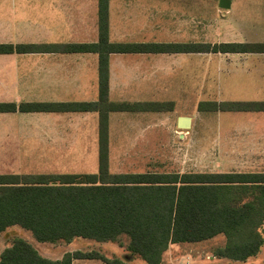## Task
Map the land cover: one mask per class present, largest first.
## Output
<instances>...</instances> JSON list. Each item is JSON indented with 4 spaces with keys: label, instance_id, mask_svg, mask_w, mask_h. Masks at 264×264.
Listing matches in <instances>:
<instances>
[{
    "label": "trees",
    "instance_id": "1",
    "mask_svg": "<svg viewBox=\"0 0 264 264\" xmlns=\"http://www.w3.org/2000/svg\"><path fill=\"white\" fill-rule=\"evenodd\" d=\"M108 0H98V41L90 44L8 45V53H97L98 101L0 103V112H90L99 118L98 173L94 175L0 174V234L10 227L29 231L40 243L74 238L116 242L127 238L126 251L147 264H161L169 244L194 243L216 236L224 245L218 258L245 261L264 243V172L109 174L107 114L110 111H164L171 103H119L107 99L111 53H259L264 44L110 43ZM201 112L264 111V102H200ZM72 259H99L124 264L98 253H66L49 260L25 240L15 238L0 253V264H71Z\"/></svg>",
    "mask_w": 264,
    "mask_h": 264
},
{
    "label": "crops",
    "instance_id": "2",
    "mask_svg": "<svg viewBox=\"0 0 264 264\" xmlns=\"http://www.w3.org/2000/svg\"><path fill=\"white\" fill-rule=\"evenodd\" d=\"M181 1H189L190 4L194 3L195 11L197 9V6H199L200 18L196 19L195 17L189 15L191 14V11L182 12V9L181 11H179V7H182L179 6ZM229 2V8L223 9L226 11L227 15L231 14V11L229 10L231 8V1L229 0ZM263 2L264 0H262L260 3L262 4ZM217 9H219L218 6ZM107 22V36L110 43H204L196 41V28L200 29L201 38L203 32V30L201 31V28H203L202 0L200 3L198 2V0H108ZM237 22V20L233 21V23L235 24ZM239 25L240 28H235L234 26L228 28L232 36V42L225 43L264 44L263 15L260 16L257 21L255 20L250 23H245L243 28H241L240 23ZM28 28H34V30L31 31ZM182 29L184 30L182 31ZM183 32L186 33V36L182 39L181 33ZM28 35H32L33 39L28 41V39H26ZM169 37L174 38V40L176 41L180 40V42H165L164 40ZM158 39L161 41H157ZM97 41L98 0H0V44H8L13 46L28 44H90L96 43ZM202 54L208 53H111L108 55V102L113 104H172V107L169 110L164 111L108 112L107 167L109 174H128L127 172L117 171L119 169L118 166H114V162L130 161L128 159L125 160L121 157H114L112 160V168L114 172L111 173L109 170L111 119L114 114L124 115V113H132L130 121L125 122L133 125L134 113L162 114L171 112L174 108L173 102H115L112 101V98L152 96L153 92L155 91V87H153L151 84H138L137 82L140 80H146V78H151L155 74V72L159 71V69L162 70L164 68L163 66L167 65L168 63L166 62H168L170 59L174 60L180 55H188L197 58L202 56ZM226 54L232 55L234 57H242L240 58L241 62L243 60L246 61L244 70L240 71V73H242L244 83L243 102H264V52ZM28 57H30L31 59H29ZM30 62H32V65L28 67V65L31 64ZM233 67L235 68V66ZM55 96H60L61 98L67 99L56 101H47L52 99H46V101H44L45 99H43ZM31 98H36V101H28V99ZM74 98L90 99H82L81 101H78V99ZM96 101H98L97 53L13 52L8 54H0V103H13L17 107L21 103H88ZM242 113L264 114V111H248ZM28 116L33 117V119L36 121V124H38L36 125L35 131L36 133H38V137L35 136L34 138L29 137L24 139L17 137L18 129L16 126H20L21 124H24L25 126L28 125ZM262 119H264V117L258 116V120L253 119L251 121L245 122L244 126L241 129H238L237 131L233 130V132L230 133L229 137L227 138L228 144H241L243 146H248L247 149H245L246 154L249 155L248 160H264V121ZM26 120L27 122H25ZM161 120L163 124V130L157 131L153 136V140H149L147 143L138 141L141 139L134 140V147L131 149L134 152L135 156L134 171L130 173H163L147 170L146 167H141L142 169L141 171H139L136 168L135 162L144 161L143 158L146 159L147 157H145L144 154L134 150L136 146H139L141 144H158L161 141L157 140L160 138V135L161 137L165 136L168 139L171 135L173 127L179 129L177 126H174L172 119H158L159 122ZM77 122L85 123L89 127L86 131L80 133L78 132V130H76L77 127L75 125ZM50 132L53 136H48V133ZM179 135L182 136L183 134ZM27 144L41 146V152L43 151V145H46L50 146L48 148L49 151H55L56 148L54 146H61L62 150L71 151L70 153H73L80 158H85V156L89 155L90 159H94L97 161L96 173H70L68 175L97 174L99 165L98 113L94 111L21 112L18 109H16L14 112H0V155H7L11 150H16L11 146H20ZM75 145L82 146V148L76 149L77 151L73 152L71 147ZM2 146L10 147L9 149H3ZM27 150L28 149L26 148L25 151L27 152ZM30 151H33V149L30 148ZM0 174L42 175L21 173L19 171H10ZM13 228L20 227H10L5 231ZM4 232H2L0 236ZM27 237H29L28 233ZM27 237L26 235H23L15 236L12 239H9L7 241V243H9L7 245H2V247L0 248V253L5 248L9 247L15 238H21L28 242ZM213 239L220 240V244H218L215 249L220 248L224 245L225 241L222 236H216L208 240L194 243L169 244L163 254L161 264H165L167 262H170L171 264H191V261L193 260H196L197 263L200 264V261L203 259L208 261L209 264H252V261L262 255V249L264 247L263 243L258 254L246 259L245 261H235L226 258H218L214 254H212L211 256H201V242L204 243L205 241H213ZM88 241L97 244H103L104 249H106L104 244H113L114 246L110 245V248L112 250L113 248L115 249L116 246L114 244L115 242H96L94 240L83 238H74L69 242H38L39 246H37V249L36 247H33L29 242L28 243L38 252L40 256L49 260H60L64 254L73 253L76 251H94L99 255L107 258L105 255L95 250L83 251L81 248L86 247V244L89 243ZM84 244L86 246H83ZM125 247L126 245L121 247V249L125 252L124 261L120 259L118 260H120L124 264H132L131 262L134 260L133 257L136 256L130 255L126 251ZM80 260L106 264L99 259H72L71 264H74L75 262ZM134 264L140 263L134 262Z\"/></svg>",
    "mask_w": 264,
    "mask_h": 264
},
{
    "label": "rangeland",
    "instance_id": "3",
    "mask_svg": "<svg viewBox=\"0 0 264 264\" xmlns=\"http://www.w3.org/2000/svg\"><path fill=\"white\" fill-rule=\"evenodd\" d=\"M219 0H202L203 2V28H196V41L204 43H225L232 42V36L228 28H243L245 23L257 21L260 16H264V2L262 0H230L231 11L227 15L223 9H217ZM200 3L201 0H198ZM193 3V2H192ZM179 5V4H178ZM179 7L182 12L191 11V16L199 19V6L195 11V5L189 1H181ZM188 12V13H189ZM237 20L235 24L233 21ZM33 31L34 28H28ZM184 29H182L183 31ZM232 30V29H231ZM195 32V30H194ZM186 33H181V38H185ZM188 36V35H187ZM175 37V36H174ZM30 41L32 35L26 38ZM202 39V41H201ZM161 41V40H157ZM165 42H180L174 38H166ZM240 42V41H239ZM242 42V41H241ZM201 57V58H200ZM194 58L188 55H180L176 59H170L163 69L146 80H140L137 83H147L155 87L152 96H134L124 98H112V101H151V102H173L174 108L171 112L162 114L156 113H134V124L131 125L125 121H130L132 113L114 114L111 119V142L109 145V170L113 173L112 160L114 157L128 159L130 161H115L114 166H118L117 171L130 173L134 171V140L141 139L143 143L153 140L154 134L163 130L162 120L170 118L174 126L180 117L191 118V127L189 130H179L172 128L170 137L165 136L157 139L161 140L158 144H141L134 148L147 157L144 161L135 162L136 168L141 171V167L156 172L171 173H221V172H264V160H248L249 155L245 149L248 146L228 144V137L233 130L237 131L244 126V123L253 119L258 120V116L264 117L261 113H242V112H199L197 104L201 101H243L244 83L240 71L244 70L246 61H240L237 56L227 54H202ZM31 59L30 57H28ZM33 59V58H32ZM28 65L30 67L32 65ZM235 66V68L233 67ZM241 74V75H240ZM52 99L47 101L64 100L60 96L43 98ZM69 99V98H68ZM81 101L90 98H74ZM36 101V98L28 99ZM160 115V116H159ZM126 116V117H123ZM160 117V118H159ZM28 125L21 124L16 126L18 129L17 137L34 138L36 133V121L33 117H27ZM10 120V119H8ZM264 121V119H262ZM24 122V121H23ZM75 124V123H74ZM73 124V125H74ZM25 126V127H24ZM78 132H84L89 126L85 123L77 122L75 125ZM162 126V127H160ZM171 126V125H170ZM26 129V131H25ZM50 131V130H47ZM179 134H183L182 136ZM48 136H53L48 133ZM38 137V136H37ZM10 146H2L3 149H9ZM13 149L7 155H0V173L21 172L29 174H70V173H96L97 161L90 159L89 155L85 158L70 153L71 151L62 150L61 146H54L56 150L49 151L50 146H41L27 144L20 146H11ZM71 147V146H70ZM28 149L27 152L25 149ZM30 148L33 151H30ZM69 148V147H67ZM73 152L82 146L71 147ZM47 149V150H46ZM75 149V150H74ZM6 159V160H5ZM133 159V160H131ZM9 161V162H8ZM27 233L29 237H27ZM6 234V236H5ZM25 236L27 241L33 246H39L30 232L20 228H13L5 231L0 236V248L7 245V241L15 236ZM87 241V240H86ZM81 249L83 251L95 250L105 255L108 259H120L124 261L125 252L121 249L127 243L126 237L120 239L114 244L115 249L110 248L113 244H97L88 241ZM74 244V243H73ZM72 244V245H73ZM220 244L219 239L213 241L201 242V256L214 254L215 248ZM70 245V246H72ZM82 245V244H79ZM78 245V246H79ZM194 245V244H191ZM120 248H118V247ZM264 247L262 255L252 261V264H264ZM131 262L146 264L139 257H133ZM74 264H103L80 260ZM165 264H171L167 262ZM191 264H198L196 260ZM200 264H209L206 260H201ZM243 264V263H236Z\"/></svg>",
    "mask_w": 264,
    "mask_h": 264
},
{
    "label": "water",
    "instance_id": "4",
    "mask_svg": "<svg viewBox=\"0 0 264 264\" xmlns=\"http://www.w3.org/2000/svg\"><path fill=\"white\" fill-rule=\"evenodd\" d=\"M230 5L229 0H219L218 1V7L220 9H228ZM191 119L188 117H180L177 121V127L182 130H188L190 129Z\"/></svg>",
    "mask_w": 264,
    "mask_h": 264
}]
</instances>
